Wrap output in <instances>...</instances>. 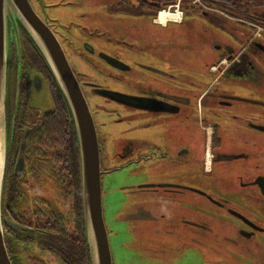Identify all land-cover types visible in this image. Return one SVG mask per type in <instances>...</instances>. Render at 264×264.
Here are the masks:
<instances>
[{
  "label": "flooded vegetation",
  "instance_id": "af4514ba",
  "mask_svg": "<svg viewBox=\"0 0 264 264\" xmlns=\"http://www.w3.org/2000/svg\"><path fill=\"white\" fill-rule=\"evenodd\" d=\"M94 4L68 0L63 18L53 15L61 11L56 3L44 4L45 13L34 7L58 38L94 121L110 244L108 193L109 202L113 191L137 193L139 204H171L169 216H144L138 205L133 217L172 226L179 240L194 243L185 252H215L213 264H264V0ZM18 35L10 29L6 251L12 264H89L71 113L19 28ZM36 73L50 112L29 105ZM61 113L67 127L54 124ZM202 193L217 209L213 235L200 229L207 217L194 215L208 203Z\"/></svg>",
  "mask_w": 264,
  "mask_h": 264
},
{
  "label": "water",
  "instance_id": "95a60500",
  "mask_svg": "<svg viewBox=\"0 0 264 264\" xmlns=\"http://www.w3.org/2000/svg\"><path fill=\"white\" fill-rule=\"evenodd\" d=\"M18 25H21L38 48L71 113L78 141L83 220L91 264H113L112 250L103 214L100 147L94 121L60 42L36 14L29 0H0V158L2 162L0 167V264H12L4 243L1 205L9 136L7 110L10 78L9 31L11 29L15 32L17 41H19ZM32 84V95L44 91L49 99L47 84L40 74H35ZM49 101L50 107L42 110V113L53 110L51 99ZM202 195L208 203L201 209H195L194 215L207 217L209 226L200 225V229L213 235L220 230V226H217V209L212 207L215 203L210 196L203 193ZM151 202L156 203L154 200ZM138 205L141 207L140 210L144 209V205ZM138 205L134 207V210ZM146 207H148L147 204ZM156 207L159 208V215L169 216L172 214L169 205L160 204ZM165 209L169 210V214L163 211ZM231 215L245 222L242 217ZM201 218L203 219V217ZM145 223L142 225L140 222L139 226L144 228L147 226L148 231L155 228L152 226L153 223H148L147 220ZM227 229L226 226H222L224 232ZM180 241L184 242L182 239ZM240 261L244 262L243 258Z\"/></svg>",
  "mask_w": 264,
  "mask_h": 264
},
{
  "label": "rangeland",
  "instance_id": "374dc122",
  "mask_svg": "<svg viewBox=\"0 0 264 264\" xmlns=\"http://www.w3.org/2000/svg\"><path fill=\"white\" fill-rule=\"evenodd\" d=\"M30 3L34 2V0H29ZM68 0H39L41 5H35L33 3L32 8L38 15L35 7L41 11H43L44 4H57L61 11L54 12L53 15L56 17H62L67 13L65 10L62 11L63 3ZM75 1V0H69ZM77 1V0H76ZM35 6V7H34ZM72 6L78 7L76 4ZM95 7H106L108 6V0H95ZM166 12V11H165ZM158 19H161L163 14ZM48 14H52V11H48ZM40 17V15H38ZM41 18V17H40ZM61 18V20H62ZM63 21V20H62ZM73 29H71L72 31ZM58 39V38H57ZM59 41V40H58ZM69 62V61H68ZM48 91V89H47ZM49 94V92H48ZM50 96L49 99L44 91L37 93L36 95H32L30 99V106L34 107L37 110H45L50 107ZM52 102V101H51ZM34 112L30 115V121H34L35 114ZM115 182L118 183V181ZM137 193H127V195L120 191H113L111 192V199L109 202V193H108V223L109 219L113 226L114 230V238L112 240L113 244H110L111 250L114 248L112 252L113 257V264H183L187 262L191 256L193 257H201L204 258V264H213V259L218 260V255L215 252L209 251L207 248L215 250L214 247H211L210 244L206 245L207 253H192V252H184L183 247H193L194 243H185L181 242L177 236H174V230L172 226H164L159 225L156 226L151 231H148L147 226L146 228L139 226L140 222L143 220H147L145 218L139 216L137 218L133 217L134 212L137 208L134 207L139 204L137 201L136 195ZM110 204V205H109ZM144 204V216L147 215H159L158 211L159 208L156 207L160 206V204L171 205L169 203H162V202H141ZM146 204L148 207H146ZM104 207L106 208L105 201H103V214H104ZM158 209V210H157ZM165 213L169 214V210H163ZM137 215L135 212L134 216ZM116 216V219L113 217ZM138 220V222H137ZM112 226V225H111ZM117 232V233H116ZM132 236V243H129L127 237ZM126 236V237H124ZM110 240V239H109ZM139 244V245H138ZM152 244V245H149ZM121 245H124L125 250L121 251ZM133 248H130L129 246ZM153 245L155 247H153ZM118 246L120 248L118 249ZM178 249V250H177ZM261 254L260 256L264 260V256L262 255V251L258 250ZM259 255V254H258Z\"/></svg>",
  "mask_w": 264,
  "mask_h": 264
},
{
  "label": "trees",
  "instance_id": "16d2710c",
  "mask_svg": "<svg viewBox=\"0 0 264 264\" xmlns=\"http://www.w3.org/2000/svg\"><path fill=\"white\" fill-rule=\"evenodd\" d=\"M18 28L22 31V33L25 35V38L27 39V41L30 43V45L32 46V48L34 49V51L38 54V56L42 59V62L45 63V68L47 69L48 73H50L51 75V79H52V82H53V85H54V90H55V93L58 94V97H60V92L56 86V83H55V80L53 78V75L47 65V63L45 62L44 58L42 57L41 53L39 52L38 48L35 46V44L33 43V41L31 40V38L28 36V34L26 33V31L21 27V25H18ZM47 65V66H46ZM10 67H11V58H10ZM10 80V78H9ZM45 81V80H44ZM48 89V87H47ZM49 92V90H48ZM50 95V94H49ZM51 99V98H50ZM8 101V100H7ZM54 124L56 126H58L60 128V126H65L67 127L68 125V121H67V118L65 116L64 113H61V114H58L55 116V121H54ZM83 224H84V220H83ZM84 236H85V242H86V251H87V254H88V257H89V264H91V260H90V252H89V247H88V244H87V240H86V232H85V226H84Z\"/></svg>",
  "mask_w": 264,
  "mask_h": 264
},
{
  "label": "crops",
  "instance_id": "0c3cea01",
  "mask_svg": "<svg viewBox=\"0 0 264 264\" xmlns=\"http://www.w3.org/2000/svg\"><path fill=\"white\" fill-rule=\"evenodd\" d=\"M141 224H142V225H145L146 223H145V222H141ZM128 236H129V235H128ZM124 237H126V236H124ZM131 237H132V236L127 237V240H128L129 243H132V239H131ZM138 245H139V244H138ZM149 245H152V244H149ZM129 247H130V248H133L131 245H130ZM153 247H155V246H153ZM119 248H120V246H118V249H119ZM121 249H122L121 251H124V250H125V248H123V247H121ZM184 252H185V250H184Z\"/></svg>",
  "mask_w": 264,
  "mask_h": 264
},
{
  "label": "bare ground",
  "instance_id": "6f19581e",
  "mask_svg": "<svg viewBox=\"0 0 264 264\" xmlns=\"http://www.w3.org/2000/svg\"><path fill=\"white\" fill-rule=\"evenodd\" d=\"M162 19V18H161ZM158 20H160V19H158ZM2 166V162H1V158H0V167Z\"/></svg>",
  "mask_w": 264,
  "mask_h": 264
}]
</instances>
